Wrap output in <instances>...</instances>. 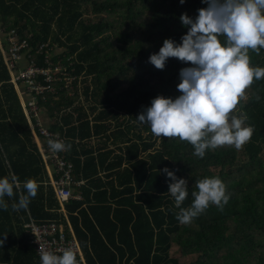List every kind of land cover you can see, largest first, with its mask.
Instances as JSON below:
<instances>
[{"label":"trees","instance_id":"1","mask_svg":"<svg viewBox=\"0 0 264 264\" xmlns=\"http://www.w3.org/2000/svg\"><path fill=\"white\" fill-rule=\"evenodd\" d=\"M206 7L202 0H0V33L15 30L29 39L40 67L47 66L45 54L35 49L48 44L50 61L74 79L66 88L61 76L53 84L56 94L38 98L50 131H65L71 146L101 141L96 150L84 149L83 161L70 157L73 178L88 184L75 190L82 199L67 201L62 212L0 52V179L15 174L21 189L27 179L39 185L27 211H13L20 194L15 187L14 197L4 198L0 264H41L25 224L67 227L66 217L85 264H183L181 258H190L185 264H264V78L254 81L232 113L254 128L241 150L224 146L199 158L188 142L157 138L136 120L157 96L181 95L180 70L192 65L169 58L158 70L148 60L165 39L181 44L188 31L182 14L195 20ZM249 57L251 66L264 68V49L259 55L249 50ZM80 78L87 108L80 104ZM164 168L188 183L180 207H190L196 182L206 177L225 183L228 204L181 224ZM104 171L105 183L98 177Z\"/></svg>","mask_w":264,"mask_h":264},{"label":"clouds","instance_id":"2","mask_svg":"<svg viewBox=\"0 0 264 264\" xmlns=\"http://www.w3.org/2000/svg\"><path fill=\"white\" fill-rule=\"evenodd\" d=\"M202 3L207 7L197 10L195 20L186 13L181 15L180 22L188 29L181 44L165 39L159 53L150 55L148 60L158 70L165 68L169 58L192 65L180 70L177 89L181 95L175 99L157 96L136 119L148 124L157 138L188 142L199 158H204L208 150L224 146L241 150L251 140L254 128L232 113L254 81L264 78V68L251 66L249 57V50L259 55L264 49V0H202ZM48 146L54 153L71 149V144L52 139ZM162 171L172 181L168 193L180 209L176 219L183 225L192 223L210 206L222 212L229 202L225 183L219 177H206L196 182L190 207L182 208L189 194L187 181L178 179L168 168ZM14 187L20 194L18 203L12 204L13 211H27L31 199L37 195V181L27 179L21 189L15 174L0 179V208L5 211L8 204L4 198L14 197ZM3 243L0 240V246ZM39 253L41 264H78L72 248L57 255L40 245Z\"/></svg>","mask_w":264,"mask_h":264},{"label":"built area","instance_id":"3","mask_svg":"<svg viewBox=\"0 0 264 264\" xmlns=\"http://www.w3.org/2000/svg\"><path fill=\"white\" fill-rule=\"evenodd\" d=\"M33 48L29 43V39L19 36L17 31L12 30L5 34L4 49L2 56L8 72L11 76V83L14 85L24 86L27 90L29 99L25 100V115L36 132L37 136L43 141V160L45 165L52 166L55 169V178L50 183L56 199L63 205L74 199L72 186L74 184L73 170L74 166L66 159L65 151L54 153L49 149L48 141L50 139L63 141L65 139L56 133L51 132L41 121L40 106L38 98L45 99L46 95L56 94L53 86L61 80V76L65 77L67 87L74 80L73 77L65 72V69L59 64L50 61L49 46L42 44L36 47L37 55L45 54L46 67H40L35 62L31 53ZM30 244L34 247L36 255L40 259V245L48 250L61 254L65 248H72L77 257L82 261L81 249L73 234L66 232L62 226L56 223L36 224L30 221L25 225ZM77 258V260H79Z\"/></svg>","mask_w":264,"mask_h":264},{"label":"crops","instance_id":"4","mask_svg":"<svg viewBox=\"0 0 264 264\" xmlns=\"http://www.w3.org/2000/svg\"><path fill=\"white\" fill-rule=\"evenodd\" d=\"M4 44H5V34L4 33H0V52H1V54H2V49H4ZM2 58H3V56H2ZM3 62H4V60H3ZM5 64V63H4ZM5 67H6V65H5ZM6 69H7V67H6ZM8 71V70H7ZM9 73V72H8ZM9 77H10V81H11V76H10V73H9ZM11 83V82H10ZM12 84V83H11ZM13 85V87H14V90H15V92H16V95H17V97H18V100H19V102H20V105H21V108H22V111H23V114H24V116H25V119H26V122H27V125H28V127H29V130H30V132H31V136H30V138H29V140H30V142H31V145L32 146H35L36 148H37V150H38V153H39V156H40V158L42 159V161H43V164H44V166H45V172H46V175H47V178H48V180H46L47 181V183L51 186V182H52V180L55 178V169L52 167V166H47V165H45V163H44V160H43V154H42V150H43V141H42V139H40L38 136H37V134H36V132L32 129V127H31V125L29 124V121H28V119L26 118V115H25V100H27V99H29V96H27V90L25 89V87L24 86H21V85H14V84H12ZM56 98H58V96L57 97H55L54 99L56 100ZM38 101H39V99H38ZM40 109H41V112H40V117H41V121H42V123L44 124V126H46L49 130H50V128H49V119H48V115H47V113H46V111L44 110V109H42L41 107H40ZM75 114V113H74ZM73 114V115H74ZM77 116H76V114L74 115V118H76ZM56 134H58L59 136H61L62 138H64L65 139V143L67 144V139H66V137H65V131H64V133H56ZM64 135V136H63ZM25 140V139H24ZM101 141H100V138H93L92 140H90V141H86V142H79L78 140H76L75 142H74V146H71V149L70 150H67V151H65V155H66V159L71 163V158H73V159H75V158H77V157H80V159H81V161H83L84 160V157L82 156L83 155V152H84V149H86V150H90V149H92V150H96V149H98L100 146H101ZM111 146V145H110ZM71 157V158H70ZM74 166V165H73ZM74 171V170H73ZM107 175H109V174H107L105 171L104 172H100L99 173V175H98V177L99 178H101V180H102V182L103 183H105V182H107L109 179H106V177H107ZM88 184V180H86V179H83V178H81V179H76L75 178V176H74V184H73V186H72V193H73V195L75 196V198L73 199V200H77V201H80L81 199H82V196H81V194L80 193H78V194H76L75 193V190L76 189H79V188H82V187H84V186H86ZM52 187V186H51ZM54 191V190H53ZM55 194V193H54ZM56 197V196H55ZM60 204V203H59ZM61 206V205H60ZM61 208H62V212H65L64 211V205H63V207L61 206ZM65 217H66V215H65ZM66 222H67V227L65 226V225H59V226H62V228L66 231V232H68V233H71V234H73L74 235V237L76 238V236H75V234H74V231H73V229H72V226H71V224H70V222L68 221V219H67V217H66ZM31 221V220H30ZM29 221V222H30ZM33 221V220H32ZM26 225V224H25ZM76 241L78 242V240H77V238H76ZM78 244H79V242H78ZM80 246V245H79ZM81 249V248H80ZM81 254H82V261H83V263L85 262V260H84V257H83V253H82V251H81ZM85 264V263H84Z\"/></svg>","mask_w":264,"mask_h":264},{"label":"rangeland","instance_id":"5","mask_svg":"<svg viewBox=\"0 0 264 264\" xmlns=\"http://www.w3.org/2000/svg\"><path fill=\"white\" fill-rule=\"evenodd\" d=\"M86 17H89V16H86ZM90 17H92V16H90ZM62 53V50H60V49H57L56 50V55H59V54H61ZM83 79L84 78H82V81H83ZM84 84H83V82H82V84H81V78L79 79V84H78V87H79V91H80V95H81V97H80V104H82L83 105V107H85V108H87V103H86V99H85V96H84V90H83V88H84ZM242 98H243V96H242ZM76 114V116H77V113H75ZM74 114V115H75ZM174 255V254H173ZM182 260H181V262L183 263V264H185L186 262H187V260L188 261H190V258H181Z\"/></svg>","mask_w":264,"mask_h":264}]
</instances>
